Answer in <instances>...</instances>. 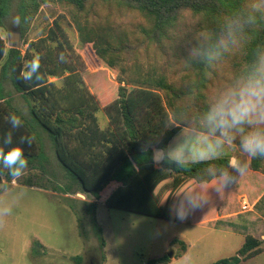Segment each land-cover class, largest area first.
<instances>
[{"label": "trees", "instance_id": "obj_1", "mask_svg": "<svg viewBox=\"0 0 264 264\" xmlns=\"http://www.w3.org/2000/svg\"><path fill=\"white\" fill-rule=\"evenodd\" d=\"M11 1L0 0V21ZM52 1L20 0L21 46L9 47L0 35V65L4 61L2 69H7L12 86L30 101L31 117L52 142L55 157L72 183L62 191L70 192L75 185L91 195L95 201L90 210L98 201L108 208L171 221L183 207L189 212L185 223L204 225L201 218L192 220L186 194L195 199L207 189L210 206L218 205L221 199L207 182L229 157L181 168L174 163L154 166L151 152L168 146L182 128L194 126L211 98L254 59V50L264 45V0H57L65 14L47 7L46 15L42 6ZM249 12L257 20L246 27L239 48L212 67L190 57L193 47L216 41L226 18ZM33 22H46L37 39L28 37ZM67 24L78 41L92 44L98 59L116 73V98L109 104L102 106L85 83L84 64L73 50ZM61 53L67 62L59 60ZM37 54L42 79L26 81L21 77L25 62ZM100 111L107 114L104 127L98 121ZM12 113L21 117V128H11ZM9 131L14 144L21 136L33 138L31 146L21 145L29 163L44 158L43 144L6 99L0 79V142ZM142 145L147 151H141ZM233 145L239 146V137ZM249 168L264 174V159H251ZM262 244L246 235L235 256L213 264H239L264 253ZM181 249L184 252L186 246ZM77 259L76 264H83L82 257ZM169 261L165 255L148 264Z\"/></svg>", "mask_w": 264, "mask_h": 264}, {"label": "rangeland", "instance_id": "obj_2", "mask_svg": "<svg viewBox=\"0 0 264 264\" xmlns=\"http://www.w3.org/2000/svg\"><path fill=\"white\" fill-rule=\"evenodd\" d=\"M19 2L12 0L8 14L0 21V35L7 45L9 36L19 33L18 27L12 24L18 16ZM47 7L65 14L57 0L42 6L46 15ZM32 25L29 38L37 39L44 34L46 22ZM66 30L74 52L84 64L85 83L102 106L109 104L116 98V73L98 59L92 44L83 45L78 41L70 24ZM19 40L21 46L20 33ZM3 62L0 79L6 99L43 144L44 158L38 157L29 163L18 185L0 191V197L9 198L17 186L27 190L14 214L0 224V264H76L81 257L83 263L90 258L96 264H148L169 254L167 264H213L235 256L246 235L264 241V174L250 168L218 205L192 215V220L201 218L204 222L201 226L108 208L98 201L90 210L89 204L95 201L91 195L75 185L70 192L62 191L72 183L55 157L47 132L31 117L30 101L14 89L7 69H2ZM97 117L104 127L107 114L100 111ZM233 148L226 145L222 157L234 155ZM236 153L242 160L247 159L241 151ZM27 179L32 181L31 185L22 184ZM10 182L5 175L0 183ZM243 200L248 201L251 210H241ZM174 239L177 243L173 244ZM239 264H264V253Z\"/></svg>", "mask_w": 264, "mask_h": 264}, {"label": "clouds", "instance_id": "obj_3", "mask_svg": "<svg viewBox=\"0 0 264 264\" xmlns=\"http://www.w3.org/2000/svg\"><path fill=\"white\" fill-rule=\"evenodd\" d=\"M256 20L254 12L226 18L216 41L208 42L207 46L200 43L193 47L190 57L199 58L208 67H212L225 54L242 45L246 27L254 25ZM20 23L19 16L13 18L14 26L19 27ZM59 60L67 62L64 53L59 55ZM40 67V56L37 54L25 62L21 77L26 81L41 80ZM8 121L13 130L23 125L21 117L15 113L9 115ZM237 137L239 149L247 159L242 160L233 155L226 166L210 173L212 179L207 184L215 190L218 199L247 174L251 159H264V45H258L254 50V59L247 67L230 85L211 98L207 110L194 126L187 131L181 129L169 146L151 152V163L154 166L174 163L183 168L189 164L215 161L222 158L224 147L232 145ZM32 142V137L21 136L19 143L14 144L12 131L3 136L0 142V176L6 175L11 182L0 183V191H8L13 185H18L25 175L29 160L21 145L31 146ZM141 151H147V148L142 145ZM212 167L215 168L214 165ZM26 195L27 190L17 186L9 198L0 197V224L14 214L15 208ZM186 195L193 215L201 211L205 204L211 205L207 189L195 199L191 198V193ZM173 219L184 222L189 219V212L180 207Z\"/></svg>", "mask_w": 264, "mask_h": 264}, {"label": "water", "instance_id": "obj_4", "mask_svg": "<svg viewBox=\"0 0 264 264\" xmlns=\"http://www.w3.org/2000/svg\"><path fill=\"white\" fill-rule=\"evenodd\" d=\"M8 45L11 48H18L20 46L19 33L9 36ZM168 257H171V254H169ZM89 264H96V263L90 262Z\"/></svg>", "mask_w": 264, "mask_h": 264}, {"label": "built area", "instance_id": "obj_5", "mask_svg": "<svg viewBox=\"0 0 264 264\" xmlns=\"http://www.w3.org/2000/svg\"><path fill=\"white\" fill-rule=\"evenodd\" d=\"M241 210L243 211L251 210V207L249 206L246 200H243L242 205H241Z\"/></svg>", "mask_w": 264, "mask_h": 264}, {"label": "crops", "instance_id": "obj_6", "mask_svg": "<svg viewBox=\"0 0 264 264\" xmlns=\"http://www.w3.org/2000/svg\"><path fill=\"white\" fill-rule=\"evenodd\" d=\"M179 132H180V131H179ZM173 138H174V137H173ZM173 138H172V139H173ZM169 143H170V142H169ZM168 146H169V144H168ZM229 146L234 147L233 149H234V151H235V154H237L236 152L240 153V151L238 150L239 147H237V146H235V145H234V146H233V145H229ZM235 154H234V155H235ZM231 156H233V155H231ZM231 156H230V157H231ZM230 157H229V158H230ZM246 201H247V200H246ZM247 202H248V201H247Z\"/></svg>", "mask_w": 264, "mask_h": 264}, {"label": "flooded vegetation", "instance_id": "obj_7", "mask_svg": "<svg viewBox=\"0 0 264 264\" xmlns=\"http://www.w3.org/2000/svg\"><path fill=\"white\" fill-rule=\"evenodd\" d=\"M90 262H92V261L90 258H88L87 261H85L83 264H89Z\"/></svg>", "mask_w": 264, "mask_h": 264}]
</instances>
